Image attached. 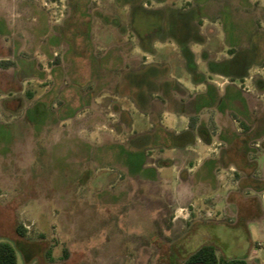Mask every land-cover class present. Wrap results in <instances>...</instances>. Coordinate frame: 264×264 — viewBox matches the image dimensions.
<instances>
[{"label":"rangeland","instance_id":"obj_1","mask_svg":"<svg viewBox=\"0 0 264 264\" xmlns=\"http://www.w3.org/2000/svg\"><path fill=\"white\" fill-rule=\"evenodd\" d=\"M0 63V242L17 264H185L202 245L264 264V0H0ZM162 91L199 104L208 143L187 115L149 113Z\"/></svg>","mask_w":264,"mask_h":264},{"label":"trees","instance_id":"obj_2","mask_svg":"<svg viewBox=\"0 0 264 264\" xmlns=\"http://www.w3.org/2000/svg\"><path fill=\"white\" fill-rule=\"evenodd\" d=\"M85 1V0H83ZM87 1V0H86ZM82 3V2H81ZM73 6L76 7V5L73 3ZM83 7V5H82ZM133 11V9H132ZM199 20V19H198ZM132 22V20H131ZM195 30L201 26V22L198 21L197 24L193 25ZM183 27V26H182ZM181 27V31L185 30L184 28ZM185 36V35H184ZM189 32H186V38H181V37H177L176 41L177 43L180 45L181 48V52H182V56L185 60L186 63V68L188 69V72L192 75V81L194 84H198V83H202L204 81V77H199L197 76L198 73L196 71V65L193 61V53L189 50L188 45L189 43L193 42V43H202L200 40L197 39H189ZM147 39L150 37H146ZM139 45H140V49L145 52V53H151V42L150 40H146V39H140L138 41ZM228 53L230 55H233L234 53H236L235 49H229ZM204 61L207 59V57L205 55H203ZM108 59H106L105 61H103V59H98L95 60L94 63L96 65L95 69H98V66H106L108 64ZM93 61V60H92ZM105 62V63H103ZM119 62H117L118 64ZM6 67H9V63H0ZM224 64V63H223ZM221 64V66L223 65ZM227 65V64H226ZM208 69L210 70L211 73H218L217 71V67L211 63L208 62L207 64ZM141 69V68H140ZM136 69L133 68L131 70H128L126 72H124L123 74L120 73L122 75V78L120 79V82L118 83V85H124L129 83L135 76L137 73L135 71ZM142 70V69H141ZM22 76H24L25 79H29L32 78L34 76V70L32 68H29L26 66L25 69H21L20 70ZM222 73L223 75H227V77H229L231 80L232 78L227 74V72H219ZM135 74V75H134ZM146 73H143V77L142 80H144L146 78L145 76ZM157 74V73H156ZM197 74V75H196ZM240 74H238L237 76L239 77ZM134 76V77H133ZM153 82H158L159 80L157 79H153ZM164 82L160 83L159 87H163ZM158 88V87H156ZM154 88V89H156ZM168 88L170 90L177 91L178 93L179 88L178 87H173L170 88L168 86ZM152 92V91H151ZM151 92H148L146 95V102H149V106L151 107V109H148L149 113H151L155 119H159L161 116V113H155L156 109L158 108V106L160 105L162 107V105L166 106V109L171 111V112H175V110H177V112L179 111L178 108L181 107L182 104L181 102H179L178 100H174L173 99V93H167V95L162 91L160 94H150ZM153 93V92H152ZM175 93V92H174ZM5 102V101H4ZM3 102V103H4ZM150 103L152 105H150ZM175 107H178L177 109H175ZM148 108V107H147ZM199 108H201L199 106V104L194 100V99H190L187 103H186V109L187 112L185 111V107L183 108V111L180 112L184 115H187L188 118V125H187V130L185 131V134L188 135L189 137L192 136L193 132H197L199 137L201 139H203V141L205 143H208V136H207V130L202 126V123L199 122L197 120V114L199 111ZM232 114V113H231ZM233 115V114H232ZM234 118H236L235 115H233ZM240 123H242L241 125L243 126L244 129H247L246 127H244L243 122L239 121ZM245 123V122H244ZM172 135V134H171ZM174 139V142L176 143L179 140V137L174 136L172 137ZM176 140V141H175ZM178 144V143H176ZM173 146L174 143L172 144ZM181 146V144H180ZM168 162L165 163V161L159 162L158 165H167ZM16 234L19 237H22L24 234V229L22 226H18L16 228ZM0 264H17V258H16V253L14 248L7 242H0ZM185 264H248L246 260H239V259H224L221 257H217L216 255V251L215 249L210 246V245H202L200 246L197 250H195L194 252L190 253L187 258H186V263Z\"/></svg>","mask_w":264,"mask_h":264}]
</instances>
